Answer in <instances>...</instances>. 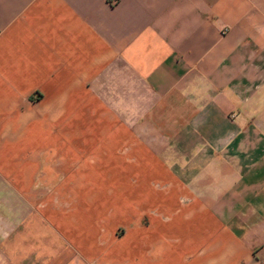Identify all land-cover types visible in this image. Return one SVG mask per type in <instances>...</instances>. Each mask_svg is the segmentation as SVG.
I'll list each match as a JSON object with an SVG mask.
<instances>
[{"label": "crops", "instance_id": "1", "mask_svg": "<svg viewBox=\"0 0 264 264\" xmlns=\"http://www.w3.org/2000/svg\"><path fill=\"white\" fill-rule=\"evenodd\" d=\"M0 264H264V0H0Z\"/></svg>", "mask_w": 264, "mask_h": 264}]
</instances>
